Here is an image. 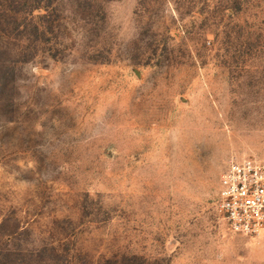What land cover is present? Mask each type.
I'll return each instance as SVG.
<instances>
[{
  "label": "rangeland",
  "instance_id": "374dc122",
  "mask_svg": "<svg viewBox=\"0 0 264 264\" xmlns=\"http://www.w3.org/2000/svg\"><path fill=\"white\" fill-rule=\"evenodd\" d=\"M264 157V0H0V264H264L219 210Z\"/></svg>",
  "mask_w": 264,
  "mask_h": 264
},
{
  "label": "built area",
  "instance_id": "2783aa9c",
  "mask_svg": "<svg viewBox=\"0 0 264 264\" xmlns=\"http://www.w3.org/2000/svg\"><path fill=\"white\" fill-rule=\"evenodd\" d=\"M219 210L232 229L246 234L264 230V157H233L220 178Z\"/></svg>",
  "mask_w": 264,
  "mask_h": 264
},
{
  "label": "trees",
  "instance_id": "16d2710c",
  "mask_svg": "<svg viewBox=\"0 0 264 264\" xmlns=\"http://www.w3.org/2000/svg\"><path fill=\"white\" fill-rule=\"evenodd\" d=\"M2 227V223L0 224V228Z\"/></svg>",
  "mask_w": 264,
  "mask_h": 264
}]
</instances>
